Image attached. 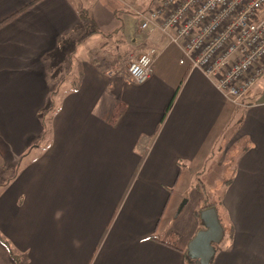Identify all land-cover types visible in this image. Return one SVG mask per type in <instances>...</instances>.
<instances>
[{
    "label": "crops",
    "instance_id": "0c3cea01",
    "mask_svg": "<svg viewBox=\"0 0 264 264\" xmlns=\"http://www.w3.org/2000/svg\"><path fill=\"white\" fill-rule=\"evenodd\" d=\"M74 1L0 0L1 235L22 264H187L195 185L231 128L217 195L231 235L211 264H264V74L235 103L171 33L141 29L162 0ZM149 49L150 77L130 82L123 66ZM0 264H15L1 242Z\"/></svg>",
    "mask_w": 264,
    "mask_h": 264
},
{
    "label": "built area",
    "instance_id": "2783aa9c",
    "mask_svg": "<svg viewBox=\"0 0 264 264\" xmlns=\"http://www.w3.org/2000/svg\"><path fill=\"white\" fill-rule=\"evenodd\" d=\"M137 15L141 29L171 33L192 67L235 103L264 74V0H162ZM156 57L149 49L131 61L124 72L129 81L144 83Z\"/></svg>",
    "mask_w": 264,
    "mask_h": 264
},
{
    "label": "rangeland",
    "instance_id": "374dc122",
    "mask_svg": "<svg viewBox=\"0 0 264 264\" xmlns=\"http://www.w3.org/2000/svg\"><path fill=\"white\" fill-rule=\"evenodd\" d=\"M76 6H79L80 3L78 0H75L73 2ZM131 17L135 16V15H132L131 13H128ZM80 47L78 48V57H82V55L85 54V56H87L88 58L91 57L92 53H96V51L98 50V46L96 44H94L92 41H87L86 43H82L79 45ZM105 52L106 51H109L107 50V48H105ZM109 49V48H108ZM110 49H113L112 47ZM111 51V50H110ZM109 51V52H110ZM107 53V52H106ZM108 54V53H107ZM84 56V57H85ZM97 56V55H96ZM128 63V62H127ZM125 63V64H127ZM129 65V63L125 66H123L124 68V72L125 70L127 69V66ZM245 100V99H244ZM243 101V100H241ZM226 137L224 138L223 142L221 141V143L219 144L220 147H216L217 149L213 152V156L212 158H210L207 162H206V165L202 168L201 170V177L198 179L197 183L195 186L199 185L201 187L204 186L205 188V191L206 189L208 190V193L207 194H204V192H200L202 195V200L205 199V197H207L208 200H211L213 201L217 199V195L219 193V189L222 187V184L226 181V179H228L229 177V173H230V166L232 164L231 161H228L229 159H232V158H229L230 157V154L231 152L229 153L227 159L225 161H223V165L221 166L220 165V154H221V151L222 149L225 150L228 146V144H230V139H232V136L234 135V130H232L231 128L225 132ZM232 147V146H231ZM234 148H239L238 147V144L233 147L232 149ZM235 150V149H234ZM227 162V164H226ZM225 180V181H224ZM224 181V182H223ZM200 183V184H199ZM192 192L191 190L186 194L184 195L183 197H186V196H191ZM207 195V196H206ZM184 199L186 198H183L182 199V202L184 201ZM201 200V201H202ZM206 200V199H205ZM201 203V202H200ZM170 241H172V239H170ZM177 242V237L174 239V243Z\"/></svg>",
    "mask_w": 264,
    "mask_h": 264
},
{
    "label": "water",
    "instance_id": "95a60500",
    "mask_svg": "<svg viewBox=\"0 0 264 264\" xmlns=\"http://www.w3.org/2000/svg\"><path fill=\"white\" fill-rule=\"evenodd\" d=\"M182 206L183 204H181L179 209ZM200 217L204 224L203 229L198 230L190 240L187 254L197 264H210L215 255L216 245L221 243L224 238V229L215 207L211 206L203 209Z\"/></svg>",
    "mask_w": 264,
    "mask_h": 264
},
{
    "label": "trees",
    "instance_id": "16d2710c",
    "mask_svg": "<svg viewBox=\"0 0 264 264\" xmlns=\"http://www.w3.org/2000/svg\"><path fill=\"white\" fill-rule=\"evenodd\" d=\"M80 18L84 22L85 21L86 22L87 21L90 22V18H89V15H88V12H87L86 9H82L80 11ZM88 28L89 27L86 28V33H87L86 35L89 34ZM228 183L229 182H226V185H228ZM196 187L200 190V192H204V187H201L199 185H197ZM204 194H205V192H204ZM205 199H203L201 201L199 208L195 211V214H196V216L198 217V219L200 221V226L201 227L199 228V230L203 229V226H204V224H203V222L201 220V217H200L201 211L203 209H205V208H208V207L213 206V207L216 208V210L218 212L220 222H221V224L223 226V229H224V234L227 231V234L226 235L229 237L231 235V227H230V225H227L226 224L225 220L223 219V217L221 215V200H220L221 199V194H220L219 198L216 201L215 200L214 201L208 200L207 197H205ZM170 239H172V241H170ZM170 239H169V242L170 243L169 242H166V243H168L169 245L174 246L173 244H174L175 236H172ZM0 242L6 247L8 253L12 257L14 263L15 264H22V256L13 248V246L11 245V243L1 235V233H0ZM220 244L221 243H219L218 245H216V250H217V248L219 247ZM185 257H186L187 264H197V262L187 254V252H186ZM211 262H210V264H211Z\"/></svg>",
    "mask_w": 264,
    "mask_h": 264
}]
</instances>
